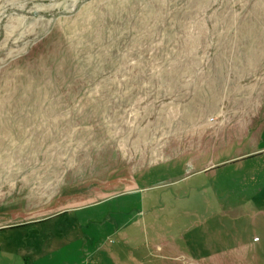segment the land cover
Returning <instances> with one entry per match:
<instances>
[{
    "label": "rangeland",
    "instance_id": "obj_1",
    "mask_svg": "<svg viewBox=\"0 0 264 264\" xmlns=\"http://www.w3.org/2000/svg\"><path fill=\"white\" fill-rule=\"evenodd\" d=\"M0 264H264V0H0Z\"/></svg>",
    "mask_w": 264,
    "mask_h": 264
},
{
    "label": "trees",
    "instance_id": "obj_2",
    "mask_svg": "<svg viewBox=\"0 0 264 264\" xmlns=\"http://www.w3.org/2000/svg\"><path fill=\"white\" fill-rule=\"evenodd\" d=\"M41 221V220H40Z\"/></svg>",
    "mask_w": 264,
    "mask_h": 264
}]
</instances>
